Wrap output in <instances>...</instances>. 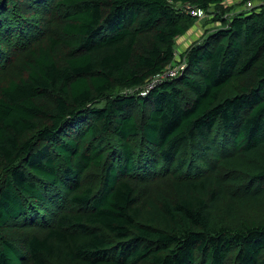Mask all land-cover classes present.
Returning <instances> with one entry per match:
<instances>
[{"label":"trees","instance_id":"16d2710c","mask_svg":"<svg viewBox=\"0 0 264 264\" xmlns=\"http://www.w3.org/2000/svg\"><path fill=\"white\" fill-rule=\"evenodd\" d=\"M226 1L0 0V264H264V0Z\"/></svg>","mask_w":264,"mask_h":264},{"label":"rangeland","instance_id":"374dc122","mask_svg":"<svg viewBox=\"0 0 264 264\" xmlns=\"http://www.w3.org/2000/svg\"><path fill=\"white\" fill-rule=\"evenodd\" d=\"M239 3H240L239 0H234L233 2L230 0L226 1L225 6L227 8L231 7L232 9L228 10L225 13L224 17L226 18L232 17L233 15L237 13V11L244 10L245 8L249 7L248 5L247 7L238 5ZM213 10L214 8H211V11ZM208 18L210 17L204 15L202 18H200L199 22L184 37L178 39L177 46L179 49H186L187 47H190L193 44L199 42L201 38L205 35L207 29H217L218 27H222V23H219V22H211L210 24H206L208 20H211ZM179 69H180V66H174L172 70H169V71L171 73H176L177 70ZM168 73L169 72H167V74Z\"/></svg>","mask_w":264,"mask_h":264},{"label":"built area","instance_id":"2783aa9c","mask_svg":"<svg viewBox=\"0 0 264 264\" xmlns=\"http://www.w3.org/2000/svg\"><path fill=\"white\" fill-rule=\"evenodd\" d=\"M248 8H252L253 7V4L252 3H248ZM191 14L193 15V16H196V17H199V18H202L205 14H204V12L203 11H201V10H198V11H191ZM169 73L167 74V73H165V74H163L162 76H160L161 78H165V77H170V76H172L174 73H171L170 71H168Z\"/></svg>","mask_w":264,"mask_h":264}]
</instances>
